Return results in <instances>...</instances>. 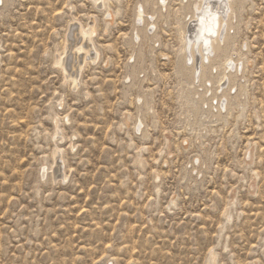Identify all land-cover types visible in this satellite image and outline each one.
I'll list each match as a JSON object with an SVG mask.
<instances>
[{
  "label": "rangeland",
  "instance_id": "374dc122",
  "mask_svg": "<svg viewBox=\"0 0 264 264\" xmlns=\"http://www.w3.org/2000/svg\"><path fill=\"white\" fill-rule=\"evenodd\" d=\"M104 2L0 0V264H264V0L234 33L244 104L218 119L179 68L182 0L142 33L141 68L138 0ZM90 26L101 57L75 86L55 59Z\"/></svg>",
  "mask_w": 264,
  "mask_h": 264
},
{
  "label": "bare ground",
  "instance_id": "6f19581e",
  "mask_svg": "<svg viewBox=\"0 0 264 264\" xmlns=\"http://www.w3.org/2000/svg\"><path fill=\"white\" fill-rule=\"evenodd\" d=\"M1 1L4 3L8 0ZM95 1L97 6L101 4L99 8L105 7V0ZM143 1L138 0L134 9V23L129 39L133 48L132 57L140 68L143 65V58L137 43L142 33L148 34V27L155 24L160 15L164 12L168 14L166 9L169 2V0H162L163 6H161L158 0L153 9L152 4L144 6ZM247 2L248 0H182L184 7V20L181 28L183 53L179 58V68L185 73L189 81L196 85L194 94L198 96L199 103L205 104L211 109L213 119L222 116V113L229 107L231 100L234 103L244 104V76H242L244 58L236 56V53L231 49L236 42L234 33L238 29V21ZM112 16L108 12L107 17L112 18ZM96 33V26H90L87 30L80 28L77 32H71L70 38L64 44V57L58 56L55 59V65L64 71L65 80L74 83L75 86L80 79L82 70L87 65L95 64L100 60V54L96 48L94 50L93 37ZM242 48L247 49V44H243ZM222 62L223 64H221ZM219 65H224V77L222 79L224 83L223 87L217 86L218 88H215L214 85L221 82L214 74V69ZM136 66L127 68L126 78H133L136 73ZM208 83H210V87H208ZM128 89H126L125 94H127ZM232 90L235 92L234 97H232ZM213 100H216V107ZM144 111L143 108L138 111L137 118L140 125H143ZM58 125L55 122V139L60 137ZM53 158L60 168L61 151L56 150ZM42 170L40 178L44 180L46 169L42 167ZM64 177V175L61 176L62 179ZM211 258V262L214 264L215 255L212 254Z\"/></svg>",
  "mask_w": 264,
  "mask_h": 264
}]
</instances>
